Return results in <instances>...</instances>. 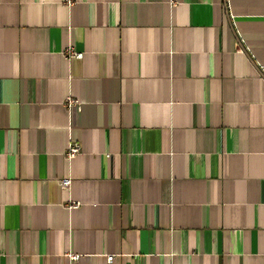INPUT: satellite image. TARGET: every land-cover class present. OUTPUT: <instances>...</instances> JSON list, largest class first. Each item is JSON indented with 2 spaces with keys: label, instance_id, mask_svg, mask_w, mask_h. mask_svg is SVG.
Returning <instances> with one entry per match:
<instances>
[{
  "label": "crops",
  "instance_id": "1",
  "mask_svg": "<svg viewBox=\"0 0 264 264\" xmlns=\"http://www.w3.org/2000/svg\"><path fill=\"white\" fill-rule=\"evenodd\" d=\"M0 264H264V0H0Z\"/></svg>",
  "mask_w": 264,
  "mask_h": 264
},
{
  "label": "built area",
  "instance_id": "2",
  "mask_svg": "<svg viewBox=\"0 0 264 264\" xmlns=\"http://www.w3.org/2000/svg\"><path fill=\"white\" fill-rule=\"evenodd\" d=\"M69 52H71V49H68ZM74 58L76 59H81L82 54L79 53H73L72 54ZM80 148L77 144H72L69 146L68 148V156H73L75 154H77L79 152ZM70 181L69 180H62L61 182V188L62 189H67L68 185H69ZM113 257L112 255H107L106 256V262L107 263H111L113 261ZM67 258L70 262H76L78 261V259L80 258V256L78 254H67Z\"/></svg>",
  "mask_w": 264,
  "mask_h": 264
}]
</instances>
